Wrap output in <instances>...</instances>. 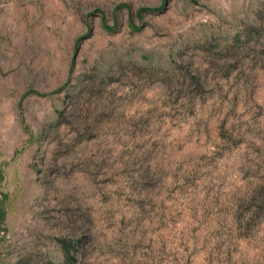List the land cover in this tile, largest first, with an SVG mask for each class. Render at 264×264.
Segmentation results:
<instances>
[{"label": "rangeland", "instance_id": "1", "mask_svg": "<svg viewBox=\"0 0 264 264\" xmlns=\"http://www.w3.org/2000/svg\"><path fill=\"white\" fill-rule=\"evenodd\" d=\"M0 264H264V0H0Z\"/></svg>", "mask_w": 264, "mask_h": 264}]
</instances>
